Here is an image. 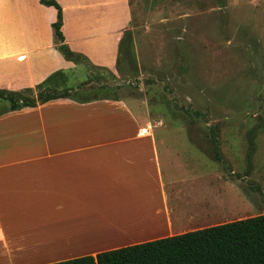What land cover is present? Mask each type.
I'll return each mask as SVG.
<instances>
[{
    "label": "crops",
    "instance_id": "0c3cea01",
    "mask_svg": "<svg viewBox=\"0 0 264 264\" xmlns=\"http://www.w3.org/2000/svg\"><path fill=\"white\" fill-rule=\"evenodd\" d=\"M56 1L70 49L116 68L129 0ZM57 14L41 0H0V88L76 68L58 48ZM145 126L123 100L59 98L1 115L0 264L95 256L246 218L234 210L252 205L253 170L233 138L214 148Z\"/></svg>",
    "mask_w": 264,
    "mask_h": 264
},
{
    "label": "rangeland",
    "instance_id": "374dc122",
    "mask_svg": "<svg viewBox=\"0 0 264 264\" xmlns=\"http://www.w3.org/2000/svg\"><path fill=\"white\" fill-rule=\"evenodd\" d=\"M129 12L116 68L76 64L71 95L113 83L153 136L233 138L253 170L252 205L234 216L264 214V0H129Z\"/></svg>",
    "mask_w": 264,
    "mask_h": 264
},
{
    "label": "trees",
    "instance_id": "16d2710c",
    "mask_svg": "<svg viewBox=\"0 0 264 264\" xmlns=\"http://www.w3.org/2000/svg\"><path fill=\"white\" fill-rule=\"evenodd\" d=\"M41 2L58 10L53 29L58 48L64 57L76 64L87 63L86 56L71 50L65 42L62 31L63 10L60 4L56 0ZM220 2L225 4V0ZM129 35L130 31L126 30L120 49ZM88 63L93 67L106 69L90 61ZM68 72L57 71L34 88L21 90L0 88V116L59 98H70L78 103L121 100L118 96L121 86L108 82L87 89L80 86L71 95V89L65 84ZM215 145L217 147V141ZM214 156L221 160L217 151ZM48 264H264V214L105 250L95 256H81Z\"/></svg>",
    "mask_w": 264,
    "mask_h": 264
},
{
    "label": "built area",
    "instance_id": "2783aa9c",
    "mask_svg": "<svg viewBox=\"0 0 264 264\" xmlns=\"http://www.w3.org/2000/svg\"><path fill=\"white\" fill-rule=\"evenodd\" d=\"M149 133V127L145 126L141 129L140 134L147 135Z\"/></svg>",
    "mask_w": 264,
    "mask_h": 264
}]
</instances>
